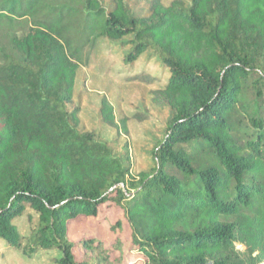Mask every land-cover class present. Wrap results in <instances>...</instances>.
Returning a JSON list of instances; mask_svg holds the SVG:
<instances>
[{
    "label": "trees",
    "instance_id": "16d2710c",
    "mask_svg": "<svg viewBox=\"0 0 264 264\" xmlns=\"http://www.w3.org/2000/svg\"><path fill=\"white\" fill-rule=\"evenodd\" d=\"M102 39L169 71L153 91L166 131L136 173L68 107ZM99 109L117 125L106 96ZM103 204L147 264H264V0H151L145 14L127 0H0V239L25 257L56 249L57 264H118L119 238L68 234Z\"/></svg>",
    "mask_w": 264,
    "mask_h": 264
},
{
    "label": "rangeland",
    "instance_id": "374dc122",
    "mask_svg": "<svg viewBox=\"0 0 264 264\" xmlns=\"http://www.w3.org/2000/svg\"><path fill=\"white\" fill-rule=\"evenodd\" d=\"M103 1L108 5L109 0ZM150 1L127 0V3L135 13L145 14ZM186 1L190 3L191 0ZM128 50L127 44L119 45L108 39L99 41L88 64L78 71L73 100L68 107L79 108L81 129L94 130L97 137L107 141L136 173L154 165L153 147L166 131L171 107L166 102L153 100V91L167 82L169 71L151 51L144 52L133 62H125ZM103 96L113 104L115 126L108 125L101 117L99 108ZM119 219L122 226H113ZM14 221L25 236L35 225L36 215L29 219L24 213ZM68 234L74 240L95 236L107 246L119 238L123 244V259L118 264H147L144 254L132 243L131 229L122 210L112 204H103L97 215L80 213L71 218ZM239 246L243 247L242 244ZM113 252L117 256L120 251ZM58 255V250L46 249L25 257L0 239V264H57Z\"/></svg>",
    "mask_w": 264,
    "mask_h": 264
}]
</instances>
